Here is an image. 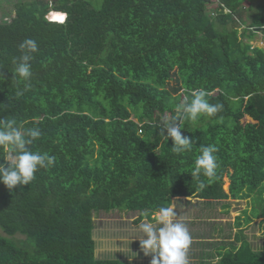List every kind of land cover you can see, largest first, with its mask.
I'll return each mask as SVG.
<instances>
[{
  "label": "trees",
  "instance_id": "1",
  "mask_svg": "<svg viewBox=\"0 0 264 264\" xmlns=\"http://www.w3.org/2000/svg\"><path fill=\"white\" fill-rule=\"evenodd\" d=\"M51 8L67 21H49ZM14 13L0 22V119L39 129L29 147L55 159L29 185L0 183V264H128L98 255L97 213L154 220L182 197L258 191L264 201V48L251 42L264 34V0H103L100 9L91 0H23ZM26 38L39 46L29 81L12 72ZM195 89L223 110L185 117L182 135L194 145L177 154L162 123ZM201 145L217 148L211 179L191 175ZM259 217L264 211L246 209L238 226ZM19 234L22 244L13 240ZM229 242L216 264H264V250Z\"/></svg>",
  "mask_w": 264,
  "mask_h": 264
},
{
  "label": "clouds",
  "instance_id": "2",
  "mask_svg": "<svg viewBox=\"0 0 264 264\" xmlns=\"http://www.w3.org/2000/svg\"><path fill=\"white\" fill-rule=\"evenodd\" d=\"M53 10L55 9H51L46 16L49 21H67L68 13L65 11L63 13L66 17L63 21L53 20ZM19 50L20 55L13 60L12 72L15 79L29 81L32 76L33 54L39 51V46L36 40L26 38L20 43ZM29 86L17 91L16 96H23ZM208 95L204 89L193 90L190 102L186 99L178 104L175 108L176 115L171 119H164L161 136L164 140L171 138L174 141L171 148L174 153L190 152L194 145L193 141L182 135L185 117L195 121L202 115L214 116L223 110V104L210 103ZM165 131L167 135H164ZM41 135L39 129H22L15 118L0 119V149L4 150L3 159L7 162V166L0 164V183L9 189L29 185L39 169L54 163L55 158L47 152L32 151L29 147ZM216 152L214 145L200 146V155L196 157L191 173L194 178L200 175L209 179L215 177L218 167L217 157L214 155ZM200 186L203 187V183ZM178 215L173 200V203L161 206L154 212L155 223L142 221L138 225L139 231L143 233V238H140L141 250L144 255L152 256L151 264H190L188 250L192 237L187 226L177 219Z\"/></svg>",
  "mask_w": 264,
  "mask_h": 264
},
{
  "label": "rangeland",
  "instance_id": "3",
  "mask_svg": "<svg viewBox=\"0 0 264 264\" xmlns=\"http://www.w3.org/2000/svg\"><path fill=\"white\" fill-rule=\"evenodd\" d=\"M20 1L23 0H0V22L6 21L7 19L8 21L12 20V18L15 16L14 8L16 4ZM47 1L50 3V6L56 5L59 2V0ZM91 2L92 6L96 9H100L103 5V0H91ZM57 17L62 16L57 15ZM243 27L240 28V31L243 30ZM251 42L254 45H258L264 48V34L262 32L256 33L255 36L251 39ZM175 83L176 80L173 79L170 85H173ZM169 115L170 114L166 115L165 118H170ZM242 121L249 122L252 121V119L249 116H246L242 119ZM224 181V188L227 192H229L230 179L228 177H225ZM193 201H196V198L176 200L175 203L176 207L180 209V214L178 218L192 220L193 222H189V224L194 222H197L198 224V226H190L191 230H189V233L191 236L200 237V235H203L205 237H210L211 234H213L214 232V228L220 227V231H218L220 232V235L218 236H220L222 241L221 244H219L220 248L218 246H215L216 251L224 253L225 251L229 250L223 249V247L231 245L229 244V241H231L230 239L235 240V244L239 245L245 239L251 240V237L253 238V242H251L252 247L254 246V248L264 250V220L261 221L264 218H257L249 224L246 223L245 220H243L241 228L238 226L237 221V216H239L240 214L242 215L244 209H247L249 211V214L251 215H256V213L257 215L262 214V212L264 211V201L262 200V195L260 194V192L255 191L251 194L250 197H243L239 199L228 198L227 200L221 201L199 199V201L201 202L197 204V206L194 204ZM224 204H226L227 207H224ZM253 204H255L257 212H253V210L251 212ZM220 206H222L221 212L218 213V209ZM215 214L217 220H221L215 222H208L207 219L209 217H213ZM138 215V211L119 212L113 210L111 212L102 211L100 213H97L95 215V229L93 231L94 236L96 235L97 237L96 240H109V244L107 247L119 248L120 246L118 245V243L114 244V242L118 240V237L116 235L108 234L105 232H113L123 236L120 238L128 237L129 239H131L130 237H132V235H135V233L140 234V231L138 229L139 223L135 222V220H137L138 218ZM145 216L148 217V214H145ZM147 220H144L143 222H148ZM259 222H262L263 225L260 226ZM201 223L206 224L207 226L199 225ZM184 224L187 226V228L189 227L188 222H184ZM196 228L197 230H193ZM126 230H128L129 233H127ZM0 233L3 234L4 232L0 229ZM137 236L142 237L143 235ZM105 237H108L109 239H105ZM25 239L26 237L20 234L13 237V240H15L18 244H22V242H25ZM194 244H196V242ZM125 246H127V242H125ZM193 246V249H189L188 256H190L189 258L197 259V262L200 263V259H198V256L202 255L201 250L203 248L201 247V249H199V246ZM228 247L229 246L225 248ZM216 262H218V260ZM203 264H211V259L205 260Z\"/></svg>",
  "mask_w": 264,
  "mask_h": 264
},
{
  "label": "crops",
  "instance_id": "4",
  "mask_svg": "<svg viewBox=\"0 0 264 264\" xmlns=\"http://www.w3.org/2000/svg\"><path fill=\"white\" fill-rule=\"evenodd\" d=\"M55 12L56 13H63V11L53 10V13H55ZM185 199H193V198H190V197L180 198V200H185ZM199 199H202V198H196V201H193L196 206H197V204H199L201 202V201H199ZM173 200H175V203H176V200H179V199H173ZM173 200H172V203H173ZM175 206H176V204H175ZM224 207H227V205L224 204ZM221 208H222V206L219 207L218 213L221 212ZM176 209H177V213L180 214V209L177 207H176ZM244 210H246V209H244ZM178 217H179V215H178ZM178 217H177V219L180 222H182V223L188 222V225H189L188 230H191L190 226H192V225H193V227L196 225L198 226L197 222L189 224V222H193V221L189 220V219L186 220V219L178 218ZM259 218H264V217H259ZM144 220H147L148 222L155 223L154 220H152L148 217H143L142 220H140V221L135 220V222L140 224ZM207 220H208V222H215V221H220L221 219L217 220V217L215 214L213 217H209ZM253 220H255V219H253ZM263 220L264 219H262L261 221H263ZM263 223H264V221H263ZM199 225L207 226L206 224H202V223ZM259 225L262 226L263 225L262 222H259ZM123 230H125V229H123ZM193 230H197V228L193 229ZM126 231H127V233H129L128 230H126ZM218 231H220V227L214 228V232H213V234H211L210 237H205L203 235H200V237L191 236L192 237V243H191L189 249H193L194 248L193 245H197V246H199V249H201V247L203 249L201 250L202 255L198 256V259H200V263L197 262V259L189 258L190 264H203V262L205 260H210V259H212L211 264H216L215 262L219 259L220 252L215 250V246L219 247V244H221V241H222L220 236H218V235H220V232H218ZM105 233L116 235L118 237V240L116 242H114V244L118 243V245L120 247L119 248H109V247H107L109 244V242H108L109 240H100V241L96 240L97 241V251H98L99 256L107 257V258H113V259H119V260H122L128 264H151L152 256L151 255H149V256L144 255L143 251L141 250L140 238H143V236L142 237L137 236V235H143L142 232H140V234L135 233V235H132V237H130L131 239H129L128 237L127 238H120L123 236L116 234V233H113V232H111V233L105 232ZM94 238L97 239L96 235L94 236ZM105 239H109V238L105 237ZM252 239L253 238L251 237V240L250 239H246V240L251 243V242H253ZM230 240H232V239H230ZM125 242H127V246H125ZM195 242H196V244H194ZM221 247H222V245H221ZM253 248H254V246H253Z\"/></svg>",
  "mask_w": 264,
  "mask_h": 264
},
{
  "label": "built area",
  "instance_id": "5",
  "mask_svg": "<svg viewBox=\"0 0 264 264\" xmlns=\"http://www.w3.org/2000/svg\"><path fill=\"white\" fill-rule=\"evenodd\" d=\"M227 12H229V9H226ZM139 132L142 133V128L139 129Z\"/></svg>",
  "mask_w": 264,
  "mask_h": 264
},
{
  "label": "snow or ice",
  "instance_id": "6",
  "mask_svg": "<svg viewBox=\"0 0 264 264\" xmlns=\"http://www.w3.org/2000/svg\"><path fill=\"white\" fill-rule=\"evenodd\" d=\"M58 18L61 19V20L63 19V17H58Z\"/></svg>",
  "mask_w": 264,
  "mask_h": 264
}]
</instances>
